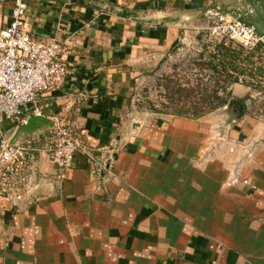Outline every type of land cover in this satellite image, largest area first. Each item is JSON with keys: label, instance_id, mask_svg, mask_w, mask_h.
Returning a JSON list of instances; mask_svg holds the SVG:
<instances>
[{"label": "crops", "instance_id": "obj_1", "mask_svg": "<svg viewBox=\"0 0 264 264\" xmlns=\"http://www.w3.org/2000/svg\"><path fill=\"white\" fill-rule=\"evenodd\" d=\"M83 1L29 0L30 34L68 49L64 85L40 96L38 108L52 121L66 117L91 148L117 145L116 163L97 175L77 153L64 173L36 154L24 200L0 198V264H264V118L249 115L255 87L227 91L230 102L246 99L241 118L133 116L139 79L171 56L185 30L209 22L189 18L215 0ZM13 3L0 0V30ZM163 17L184 21L152 22ZM0 128L12 133L10 122Z\"/></svg>", "mask_w": 264, "mask_h": 264}, {"label": "built area", "instance_id": "obj_2", "mask_svg": "<svg viewBox=\"0 0 264 264\" xmlns=\"http://www.w3.org/2000/svg\"><path fill=\"white\" fill-rule=\"evenodd\" d=\"M29 0H14L11 23L0 30V125L12 124V133L0 128V198L16 205L29 192L30 176L36 154L48 155L64 173L73 167L74 156L83 153L97 167V175L111 174L118 147L91 148L73 131L66 117L53 120L54 127L19 138L12 144L15 131L35 116H44L38 99L62 87L69 74L65 57L68 49L55 39L34 38L27 29ZM211 35L240 44L253 51L262 41L253 28L225 16L212 19ZM32 107L29 114L28 108ZM40 141L42 147L33 146ZM30 172V175H29ZM65 176H62V178Z\"/></svg>", "mask_w": 264, "mask_h": 264}, {"label": "rangeland", "instance_id": "obj_3", "mask_svg": "<svg viewBox=\"0 0 264 264\" xmlns=\"http://www.w3.org/2000/svg\"><path fill=\"white\" fill-rule=\"evenodd\" d=\"M208 21L185 30L182 41L176 45L171 56L162 62L153 63L139 79L134 94L135 119L140 120L148 114L159 117L175 115L180 108L187 111L196 106L212 107L216 103L210 97L217 87L219 96L227 98V92L220 89L224 87L226 77L212 73L209 69L210 63L218 65L209 56L221 40L210 34L212 20ZM234 43L237 46L238 43ZM244 50L238 64L240 79L255 87L257 92L251 99L249 115L264 118V51L257 47L253 51ZM244 100L238 103L242 104ZM226 106L211 113L217 112L220 116L230 118L238 114L236 108L228 114Z\"/></svg>", "mask_w": 264, "mask_h": 264}, {"label": "water", "instance_id": "obj_4", "mask_svg": "<svg viewBox=\"0 0 264 264\" xmlns=\"http://www.w3.org/2000/svg\"><path fill=\"white\" fill-rule=\"evenodd\" d=\"M72 3L84 4V1L72 0ZM120 16L135 19L139 17V15L128 11H122ZM225 16L236 20L246 27L253 28L256 34L264 39V0H215V4L212 7L194 13L189 20H212ZM182 21H184L183 17H163L152 20V22L159 24H177ZM229 108H236L238 110V118H241L244 114V106L235 101L230 102ZM53 127L54 122L45 116L31 117L26 124L17 128L11 143L15 144L19 138L33 135L34 133Z\"/></svg>", "mask_w": 264, "mask_h": 264}, {"label": "trees", "instance_id": "obj_5", "mask_svg": "<svg viewBox=\"0 0 264 264\" xmlns=\"http://www.w3.org/2000/svg\"><path fill=\"white\" fill-rule=\"evenodd\" d=\"M175 48L173 49V51L175 50ZM244 51V48L240 44H237V46H235V43L233 41L222 40L215 46L214 53L210 54V59H212L213 61H217L218 65L221 66L219 68L218 65L210 63V71H212V73L224 75L226 77L225 85L224 87L220 88L221 90L227 92L233 84H246L240 79V68L238 66L241 56L245 53ZM210 99H212L213 102L216 103V105L208 108L196 106L187 111L185 110V108H180L175 115L181 118L199 119L221 107L226 106L230 102L231 96L229 93H227V98L223 99L219 96V87H217L212 91V96L210 97Z\"/></svg>", "mask_w": 264, "mask_h": 264}]
</instances>
